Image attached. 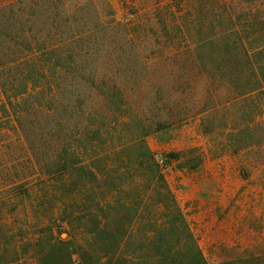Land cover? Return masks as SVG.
Listing matches in <instances>:
<instances>
[{"label":"trees","instance_id":"16d2710c","mask_svg":"<svg viewBox=\"0 0 264 264\" xmlns=\"http://www.w3.org/2000/svg\"><path fill=\"white\" fill-rule=\"evenodd\" d=\"M167 2L112 22L123 41L86 45L108 34L97 24L37 53L20 10L0 8V185L42 216L20 244L0 232V264H208L166 179L203 159L159 156L148 139L194 124L213 158L264 147V0ZM149 32L150 60L134 48ZM22 156L31 169L14 165Z\"/></svg>","mask_w":264,"mask_h":264},{"label":"rangeland","instance_id":"374dc122","mask_svg":"<svg viewBox=\"0 0 264 264\" xmlns=\"http://www.w3.org/2000/svg\"><path fill=\"white\" fill-rule=\"evenodd\" d=\"M168 4L172 3L167 0H0V8L13 5L15 10H20L23 18L20 25L25 26L32 53H37L38 42L45 41V47H52L71 36L77 41L82 31L97 24L106 27L108 34L101 29L86 40V45L108 41L111 35L123 41L117 30H108L112 22H122L133 12L139 15L154 12ZM140 21L136 17L126 23L135 31L141 28ZM157 47L156 35L151 32L146 37H138L134 45L139 56L149 60L157 53ZM60 52L69 53V47L61 45ZM211 145H214L212 139L197 134L194 124L148 139V146L159 156L181 153V162L194 160L199 155L203 159L201 167L194 171L180 169L179 162H174L166 171V179L207 263L264 260V147L254 149L242 163L239 158L216 161L219 158L210 157L207 152ZM16 160L14 165L18 168L31 169L34 159L22 156ZM25 173L28 187L39 182L41 175L37 168L26 169ZM236 180L240 184L238 189L232 188ZM12 188L11 184L0 185V200L6 201L0 216V232L12 235L20 244L35 236L42 227L38 225L42 223V216L36 213L32 201L12 197Z\"/></svg>","mask_w":264,"mask_h":264},{"label":"crops","instance_id":"0c3cea01","mask_svg":"<svg viewBox=\"0 0 264 264\" xmlns=\"http://www.w3.org/2000/svg\"><path fill=\"white\" fill-rule=\"evenodd\" d=\"M252 152H254V149H249V150H245L237 155H226L222 158L217 159L218 160H223L225 158H239L241 160V162L243 163V160L247 159L251 156ZM240 186L239 184V180H236V182L232 185V188L238 189Z\"/></svg>","mask_w":264,"mask_h":264}]
</instances>
